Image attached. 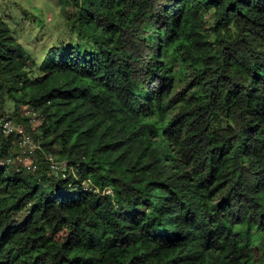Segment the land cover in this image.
Returning a JSON list of instances; mask_svg holds the SVG:
<instances>
[{
  "label": "trees",
  "instance_id": "trees-1",
  "mask_svg": "<svg viewBox=\"0 0 264 264\" xmlns=\"http://www.w3.org/2000/svg\"><path fill=\"white\" fill-rule=\"evenodd\" d=\"M61 2L39 50L0 13V115L40 147L0 166V264H264V0Z\"/></svg>",
  "mask_w": 264,
  "mask_h": 264
},
{
  "label": "rangeland",
  "instance_id": "rangeland-1",
  "mask_svg": "<svg viewBox=\"0 0 264 264\" xmlns=\"http://www.w3.org/2000/svg\"><path fill=\"white\" fill-rule=\"evenodd\" d=\"M0 13L6 18L11 17L10 22L15 23L14 28L20 32L18 37L21 42L25 43V37L28 33H32L26 44L35 50H39L42 45L55 44L69 35L61 0H0ZM21 13L27 14L28 22L23 23L18 19ZM33 18H38L37 26L31 25ZM15 109V104L10 99H5L2 110L6 115L11 114ZM35 157L32 163L38 169L39 164ZM13 159L12 165L22 166L18 154Z\"/></svg>",
  "mask_w": 264,
  "mask_h": 264
},
{
  "label": "built area",
  "instance_id": "built-area-1",
  "mask_svg": "<svg viewBox=\"0 0 264 264\" xmlns=\"http://www.w3.org/2000/svg\"><path fill=\"white\" fill-rule=\"evenodd\" d=\"M25 115L29 119L28 123L31 128H36L40 120V115L33 110L27 111ZM0 134L7 139L14 138L16 140L18 159L21 160L20 162L23 163V166L28 171H35L37 168L32 163V159L35 157L40 147L32 131L27 128V126L21 125L9 117L0 115ZM48 161L55 176L63 174L65 177L64 172L67 170L66 162L57 161L53 156H49ZM13 163V158H0V166H8ZM86 189H89L88 186H86Z\"/></svg>",
  "mask_w": 264,
  "mask_h": 264
}]
</instances>
